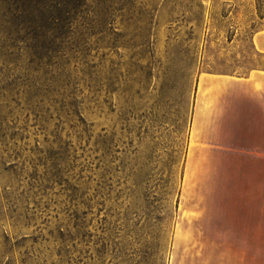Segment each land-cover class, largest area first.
<instances>
[{"label":"rangeland","instance_id":"rangeland-1","mask_svg":"<svg viewBox=\"0 0 264 264\" xmlns=\"http://www.w3.org/2000/svg\"><path fill=\"white\" fill-rule=\"evenodd\" d=\"M36 6L72 21L35 34ZM263 23L264 0H0V264H195L179 205L264 203L181 192L197 73L239 27L264 61Z\"/></svg>","mask_w":264,"mask_h":264},{"label":"crops","instance_id":"crops-1","mask_svg":"<svg viewBox=\"0 0 264 264\" xmlns=\"http://www.w3.org/2000/svg\"><path fill=\"white\" fill-rule=\"evenodd\" d=\"M236 33V32H235ZM227 40L229 64L197 73L183 159L181 192L245 194L264 190V61L247 63L239 33ZM264 58V23L250 36ZM175 238L197 244L195 264H264V203H186L177 207Z\"/></svg>","mask_w":264,"mask_h":264},{"label":"trees","instance_id":"trees-1","mask_svg":"<svg viewBox=\"0 0 264 264\" xmlns=\"http://www.w3.org/2000/svg\"><path fill=\"white\" fill-rule=\"evenodd\" d=\"M37 6L40 8L41 5L37 4ZM36 6V10L39 11L38 7ZM37 14L34 16L32 19H27V18H21L19 25L22 27L26 28V24H30V27L32 28V31L35 34H46V33H51L54 29L52 26H65L66 24L71 23V19L69 15H65L66 17H44L43 15ZM60 22V25L59 23Z\"/></svg>","mask_w":264,"mask_h":264}]
</instances>
